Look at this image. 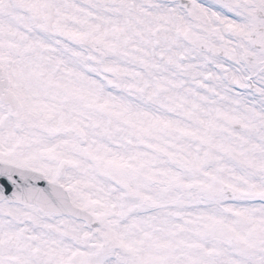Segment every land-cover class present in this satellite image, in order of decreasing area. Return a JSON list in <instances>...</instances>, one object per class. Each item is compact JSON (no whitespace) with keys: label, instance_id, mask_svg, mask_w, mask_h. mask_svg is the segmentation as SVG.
<instances>
[{"label":"snow or ice","instance_id":"6c2138e0","mask_svg":"<svg viewBox=\"0 0 264 264\" xmlns=\"http://www.w3.org/2000/svg\"><path fill=\"white\" fill-rule=\"evenodd\" d=\"M0 264H264V0H0Z\"/></svg>","mask_w":264,"mask_h":264}]
</instances>
